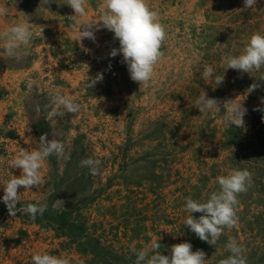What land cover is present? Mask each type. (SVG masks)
I'll return each instance as SVG.
<instances>
[{
  "label": "rangeland",
  "instance_id": "rangeland-1",
  "mask_svg": "<svg viewBox=\"0 0 264 264\" xmlns=\"http://www.w3.org/2000/svg\"><path fill=\"white\" fill-rule=\"evenodd\" d=\"M147 2L167 39L152 79L140 86L122 54L109 55L119 48L113 32L100 28L95 40H78L76 21L83 18H67L74 15L67 0H0V33L21 22L33 33L19 60L6 56L0 39V264H33L37 253L69 264H135L131 247L159 238L161 254L188 242L206 253L207 264L227 258L226 244L235 238L247 264H264V68L242 73L222 63L252 34L264 35V0L253 9L244 0ZM101 3L88 0V21L99 20ZM204 64L224 74L222 84L202 79ZM99 73L103 79L88 87ZM254 83L259 87L249 92ZM202 89L221 103L238 97L247 109L243 127L225 125L223 106L201 114L195 101ZM56 93L72 97L80 111L46 108ZM44 134L61 140L70 159L50 156L41 168L44 182L18 189L17 209L47 204L42 216H10L3 186L21 173L12 160L21 149H38ZM89 157L101 161L99 174L81 167ZM233 169L249 170L252 184L238 196V224L209 245L185 226V198L206 201L219 188L216 177ZM64 211H72L84 236H69L70 226L60 230L55 213Z\"/></svg>",
  "mask_w": 264,
  "mask_h": 264
},
{
  "label": "clouds",
  "instance_id": "clouds-1",
  "mask_svg": "<svg viewBox=\"0 0 264 264\" xmlns=\"http://www.w3.org/2000/svg\"><path fill=\"white\" fill-rule=\"evenodd\" d=\"M67 5L73 9L74 15L67 17L77 20V38L82 41L85 38L95 40V30L105 28L114 33V39L119 41V48H113L111 57L122 54L123 62L127 64L130 78L140 86L150 82L154 75L155 66L163 59L162 46L167 39L166 26L161 23L159 13L153 10L147 0H102L99 6L100 17L96 22L87 20L88 0H67ZM257 0H244V8H256ZM6 9L0 7V15ZM83 28V31H81ZM33 33L30 30L29 22L14 24L2 33L0 39L5 41V54L7 57L22 59L25 55L23 45H27L32 39ZM226 44H219L217 46ZM222 63L227 65L226 69L238 70L242 73L259 71L264 68V35L254 33L248 39L243 50L238 55L224 53ZM202 79L214 80L216 85L223 82V75H215L214 69L204 64ZM103 79L99 73L95 79L89 78L88 87ZM264 81V75L260 77ZM259 87L254 83L248 89L249 92ZM196 108L201 114H213L225 108L224 122L226 126L243 127L247 109L243 107L238 97L235 100H227L221 103L216 98H208L207 93L202 89L195 101ZM46 108L53 110H65L59 113L77 114L81 105L70 96L53 94L50 103ZM39 148L34 150L21 149L15 154L12 165L21 170L20 176H13L3 186V203L6 205L10 216L15 217L18 211L30 215L32 219L43 215L47 210V204L29 203L22 209H17L20 201L18 189L38 188L44 181L41 168L44 162L52 155L58 159L68 161L70 152H66L65 144L56 138L48 139L47 134L41 135L38 141ZM81 167H87L90 174L97 175L100 171L101 161L94 158H86L80 161ZM219 186L217 191L210 193L206 201L194 200L191 196L185 198L183 210L188 213L184 220L187 226L195 235L209 245L215 246L224 229L234 228L238 224V196L244 193L252 184V173L247 169H233L227 175L216 177ZM193 213H201L195 218ZM160 239V238H159ZM137 249L131 247L135 255V264H207L206 253L203 250H192L191 243L184 242L171 246L170 254L163 255L160 252L159 241ZM230 255L219 260L218 264H247L245 247L235 238H230L226 244ZM33 264H69L66 258L51 255L48 253H37L32 256Z\"/></svg>",
  "mask_w": 264,
  "mask_h": 264
},
{
  "label": "trees",
  "instance_id": "trees-1",
  "mask_svg": "<svg viewBox=\"0 0 264 264\" xmlns=\"http://www.w3.org/2000/svg\"><path fill=\"white\" fill-rule=\"evenodd\" d=\"M55 217L59 219L57 224L59 225L60 230L64 231L66 226H70L71 232L72 233H67L69 236L71 235L72 237H81L84 236V230L75 228L74 227V222H73V216H72V211H64V212H57L55 213ZM64 224V225H63ZM74 227V229L72 228ZM88 241L87 243H89Z\"/></svg>",
  "mask_w": 264,
  "mask_h": 264
}]
</instances>
